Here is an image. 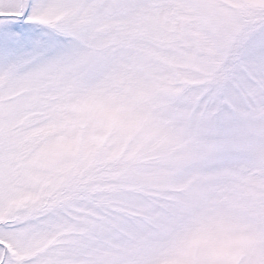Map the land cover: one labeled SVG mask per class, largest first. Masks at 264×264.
Segmentation results:
<instances>
[{
	"label": "snow or ice",
	"instance_id": "obj_1",
	"mask_svg": "<svg viewBox=\"0 0 264 264\" xmlns=\"http://www.w3.org/2000/svg\"><path fill=\"white\" fill-rule=\"evenodd\" d=\"M0 264H264V0H0Z\"/></svg>",
	"mask_w": 264,
	"mask_h": 264
}]
</instances>
